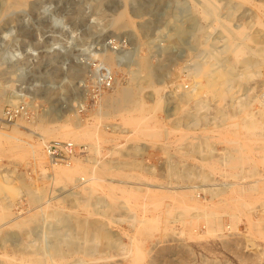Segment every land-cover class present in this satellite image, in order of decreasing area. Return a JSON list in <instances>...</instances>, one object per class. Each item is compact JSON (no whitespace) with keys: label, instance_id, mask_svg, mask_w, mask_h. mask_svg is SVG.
<instances>
[{"label":"rangeland","instance_id":"374dc122","mask_svg":"<svg viewBox=\"0 0 264 264\" xmlns=\"http://www.w3.org/2000/svg\"><path fill=\"white\" fill-rule=\"evenodd\" d=\"M212 2L216 4L219 20L231 23L228 27L233 33L234 29L246 27L248 33H262L264 36V25L260 23L261 20L264 22V0ZM201 6L206 3L200 0H20L19 4L0 0V131L10 133L5 138L0 136V212L13 214L0 221V225L3 224L0 228V264H264V210L261 211L264 209V190L256 192L254 201L257 199L250 210L256 224L252 233L247 229L245 219L238 230L228 228L223 232L205 234L208 224L203 218L196 222L195 211L185 214L183 223L174 222L180 208L159 188V185L185 187L200 183L193 177L188 179L178 175L177 171L183 167L195 171L203 169L199 167V157L195 156L196 136H218L217 132L201 133L199 130L210 127L205 126L208 121L215 123L219 108L224 111L239 108L235 106L237 104L232 106L231 102L245 99L251 92L252 96L255 95L253 99L260 97L259 101L253 102L258 118L264 114L263 65L256 69L250 81L232 88L234 95L226 93L227 97L221 100L217 99L219 93L213 91L210 109L201 111L209 119L201 122L197 133H186L187 129L178 130L174 126V122L188 112L196 113L195 108H191L193 102L188 105L180 100V96L187 91L193 93L196 90L200 95L206 92L200 81L202 78L188 74L208 62L218 68L223 63L221 60L230 56L227 52L229 34L222 32L223 28L216 24L217 17L203 18L199 11ZM125 7L129 23L120 28L113 22L118 11ZM7 30L11 36H3ZM250 45L256 44L250 42ZM122 51L137 55L134 63L126 69L112 65L105 58L109 53ZM139 57H144L145 64L139 61ZM94 69L97 76L92 75ZM241 69L243 67L237 64L235 80L240 79ZM96 80H108L111 85L97 91ZM82 81L88 86L84 100L81 98ZM118 88L137 93L144 109L141 114L133 112L125 117H115L114 114L99 113L102 96L113 94ZM82 101L83 108L80 106ZM21 104L27 108L25 115L16 121H5L6 108ZM169 109L172 114L168 116ZM136 118L149 121L146 124L149 129L127 123ZM153 119L158 121L154 123ZM67 120L74 126L78 123L86 126L88 122L98 126L100 151L90 147L91 140H81L82 147L90 149L78 156L85 159L90 172L94 166L102 172L105 179L94 186L82 185L73 189L72 183L67 188L62 181H51L35 160L32 144L40 141L44 134L41 128H55ZM15 129L19 132H14ZM209 140L214 144V153L218 154L214 159L220 158L227 144L219 142L216 137ZM51 141L65 140L51 139L46 144ZM13 146H17L14 147L16 150ZM252 147L263 171L264 142H254ZM250 151L246 148L245 152L252 156ZM168 166L174 168L176 174H170ZM2 167L25 173L28 183L33 188L37 186L33 193L41 192L42 199L32 205L29 196L22 201L19 195L9 192L7 197ZM49 169L51 171L50 166ZM205 169L212 181H233ZM82 170L78 176L84 173ZM110 186L114 193L109 190ZM127 193L133 197L130 208L125 203ZM202 197L206 196L202 193ZM77 199L80 202L75 206L73 201ZM96 199L110 204L112 209L108 216L93 212ZM10 201L13 204L9 207ZM54 209L72 215L74 222L88 218L105 223L111 236L101 240L103 243L114 241L116 247L102 245L90 255L70 252L65 259L56 256L55 260L47 257L37 260L28 244L38 242L33 243L34 236L45 228V218ZM18 212L23 214L20 225L11 228V223L5 221ZM224 224L232 226L227 216ZM180 230L184 233H179ZM11 232L16 233L15 239L9 237L4 242L5 235ZM199 233L204 236L198 237ZM123 245L131 251L122 250Z\"/></svg>","mask_w":264,"mask_h":264},{"label":"bare ground","instance_id":"6f19581e","mask_svg":"<svg viewBox=\"0 0 264 264\" xmlns=\"http://www.w3.org/2000/svg\"><path fill=\"white\" fill-rule=\"evenodd\" d=\"M200 1L206 3V6H201L199 8L202 17L205 18L206 20L209 19V17H217L216 24H218L219 27L223 28L222 32H227L229 34L230 41L228 45V51L227 50L226 51L229 52L230 56L226 60H221L223 61V63L218 68L217 67L213 68L211 62H208L204 64L202 67H197L195 71H193L192 69V72L188 74L189 76L195 78L201 77L202 80L200 81L203 83L206 92L204 93L205 95H200L196 90L193 93L191 91L189 92L187 91L186 93H183L180 96V100H182L183 102H187L188 105L193 102L191 108L193 109L195 108L196 110V113L188 112L182 119L180 120L178 119L177 122H174V126L177 127L178 130H181L179 128L182 127L185 130L187 129L186 131H184L186 133L189 132L197 133L199 130L198 128H200L201 126L200 125L201 122L203 121L205 122L206 120L209 119L207 114L205 113L201 114V111L204 110L206 112L210 109L211 107L210 102L214 100V97L211 96L213 91L219 93V95H217V99L219 98L221 100L227 97L226 93L227 94L229 93V96L234 95V92H232V88L235 85H239V87L243 86L242 83L243 81L246 82L250 81V79L253 78L255 72L258 70L257 68L262 67L264 65V48H263L264 36L261 35L262 33L261 34L248 33L246 31V27H243L239 30L234 29L235 32L233 33L228 27V25L231 23H227V21L219 20L220 18H218V12L217 9L215 8L216 4H214L212 0H200ZM11 2L19 4L20 0H11ZM126 11H127L126 7L118 11L113 22L115 26L121 28L129 23L128 21L129 18L126 16L127 15ZM260 23L264 25V22H262V20ZM3 36H7V37L11 36V33L9 31L8 32L5 31V34H3ZM250 42H253L256 45L251 46ZM216 55L219 59L218 54ZM135 56H137L136 53H132L130 51H122L119 53H109L108 55H105V58L112 65L121 69H126L128 66H131V64L134 63L133 59ZM137 59L138 58H136L135 60ZM139 61L145 64L144 57H139ZM193 61L196 62L195 60ZM237 64H240L241 67H243V69H241L242 70L241 73L239 72L240 79L235 80L234 71L237 68ZM91 71L93 72L92 74L93 76H97L98 72L96 69ZM96 81L97 84L100 83L99 82L100 80H96ZM80 87L83 90L81 92V98L84 100L87 98L86 95L88 92V86L84 84V82L82 81ZM16 97H20V96L16 95ZM253 97H255V95L252 96L250 92V94H248V96L245 99L244 98L240 99L237 102L236 100H233V102H231V105L233 106L237 104L235 106H239V108L234 107L236 109L228 110V111H224L222 108H219L217 110L216 116L214 117L215 123L211 124L209 121L208 123H205V126L208 125L210 127H204V124H202L203 125L202 127L204 128L203 130L202 129L199 130L201 131V133L203 132L218 133V136L216 135L196 136V139L198 141L195 143V148H194L195 156L199 157V164H200L199 167L203 169L195 171L193 168L183 167L180 171L179 170L177 171L178 175H181L188 179L193 177L199 180L200 183L194 182V184L186 185L185 187L183 186L177 187L174 186L173 184H171V186L159 185V188L164 190L165 192L164 195L173 198L175 202V206L177 208H180V211L176 214L173 220L174 222L183 223L184 215L187 214L188 212L195 211L194 214L195 221L198 222L201 218H203L208 224V230L207 233L205 234H212V233H216L217 231L223 232L225 229L228 228L229 229L233 228L238 230L239 225L245 219H246L245 223L247 225V229L249 230L250 233H252V229L256 224L253 221V217L251 215L250 210L252 208L254 198L256 197V192H263L264 190L262 189L264 188V170L263 171L261 170L260 160L257 159V153L253 152L255 148L252 147V144L254 142L255 143H258L259 141L264 142V114H261L260 116L261 119L258 118V114L254 110L253 102L259 101L260 97L258 99H253ZM83 103L84 101H82L81 105L79 103L78 104L82 106ZM143 110H144L143 105L140 104V102L138 101L137 93L134 92V90H127L121 88L116 89V92L113 94L102 96L101 104L99 105V113L101 115L114 114L115 117L117 115H122L125 117L127 116L126 114L133 112H137L141 114ZM168 112L169 113H167V115L168 116L171 115L172 109H169ZM239 118L240 119L243 118L242 119L243 121H241ZM129 120L130 121H127V123H131L139 127L146 126V128L149 129L148 128L149 126L146 125L148 124L149 121L145 122L140 118L129 119ZM152 121L155 123L158 120L153 119ZM41 129L44 131V134L40 136V141L33 142L32 147H33L34 157L38 166L46 175H48L47 177L51 179V181L52 180L62 181L64 182V186L67 188L69 187V184L72 183L73 186L72 188L74 189L82 185H84L85 187L91 186L93 184H97L98 181L105 179L102 176V172L100 170L97 171L95 166L92 167L93 169L90 172L87 163L84 161L85 159H82L80 157H75L73 162L69 165H55L50 162V160L47 157L46 151L43 150V147L46 145V141L51 139L72 141L75 143H77L78 141L77 144L79 145H82V143H80L81 140L83 141L91 140L93 144H91L92 146L90 145V147L94 148L95 150H97V152H99L101 149L100 146L101 137L98 133V126L94 125L93 122H88L86 126L84 125L82 126L81 123H78L76 126H74L68 123L67 120L66 123L58 127L49 128V129L46 127H42ZM14 132H19V131L15 129ZM239 132L244 133V135L240 136ZM9 134L10 133L8 132L3 133L2 131H0V136H3L4 138L7 137ZM212 137H216L219 142H224L228 146L226 150H224L223 154H221V157L218 159H214V156L218 154L214 153L215 152V148L213 146L214 144L211 143L209 140ZM14 147L17 146H13V148ZM90 147L86 148V151L89 150ZM246 148L252 151V156L246 154L245 152ZM14 150L16 149L14 148ZM261 159L264 164V150ZM214 162H219L221 165L220 166L218 164L216 165V163ZM47 164H49V166L51 167V171L49 169V166L47 168ZM81 168H83L84 171L82 170V172L84 173L78 176L79 172L81 171ZM205 168L210 169L213 175H219L225 179L231 178L233 181L222 182V183L212 181L209 172L206 171ZM2 170H4L2 173L3 174L2 180L5 182L4 190L6 189V192L8 191V193H6L7 197H9L10 193H12L14 195H19L22 198V201H24L26 199L25 196L26 197L29 196V200L32 205L33 204L36 205L42 199L43 196L41 192L37 194L33 193V191L37 188V186L34 185L35 188H33L32 185L28 183L27 180L28 176L25 177L26 175L25 173H22L20 171L18 172L16 169L5 170L3 169V167ZM168 171L170 172V174H176L175 173L176 171L171 166L170 167L168 166ZM129 176L130 175H128V177ZM249 179L250 181L252 179L253 182L250 183ZM109 190L113 192L114 189L112 190L111 187ZM38 191H41V189ZM202 193L206 196L205 198L202 197ZM70 194H74V193L71 192ZM127 196L128 197L125 198V203L127 205L126 207L130 208L131 198L133 197L131 194ZM162 196L160 195L161 198H163ZM78 200L79 199L74 200L73 205L77 206V204L80 202ZM12 204L13 202L10 201L9 207ZM111 209L112 207L105 200L101 202L98 201V199H96L95 203H93V212L97 215L108 216L109 213L111 212ZM263 210L264 209H262L261 211ZM4 212H0V221L7 219L12 214V213L11 214L4 213ZM22 215L23 214L21 212H18L16 216L11 217L9 221H5V222H7L6 224H9L10 222L11 223L10 227L13 228L17 225H20L19 220L22 217ZM225 216H227L228 219H230V223L232 226H226L224 224ZM134 219H136V217ZM45 222H46L45 228L40 229V231L36 233L37 237L34 236L33 243L35 241L38 242L37 243L35 242L36 244H28L32 253L37 256L36 258L37 260H42L44 257H47L48 259L51 260H55L56 256H61L62 258L65 259L68 256V255L66 256V254L70 252L90 255L93 254L96 250H98L99 247H102V245H110L111 247H116L115 244L116 242L113 243L114 241L112 242L109 241V243L102 242L101 238L102 237L110 238L111 232L109 229H107L108 227L106 226V224L105 223L102 224L101 221L84 218L82 220L76 219V221L74 222L72 220V215L67 214L64 210L54 209L51 213H49L46 216ZM2 226L3 224L0 225V228ZM179 233L183 234L184 230H180ZM0 234H1V229H0ZM5 236L6 237L3 238L4 242L9 240V237L12 238L14 237L15 239L16 233L11 232L10 234H7ZM203 236H204L203 233H199L198 235V237H203ZM18 242L15 244H18ZM249 243L251 245L255 244L253 242H249ZM118 244L121 243H117V245ZM121 248L122 250H126L127 253L131 251V248H129L127 245H123Z\"/></svg>","mask_w":264,"mask_h":264},{"label":"built area","instance_id":"2783aa9c","mask_svg":"<svg viewBox=\"0 0 264 264\" xmlns=\"http://www.w3.org/2000/svg\"><path fill=\"white\" fill-rule=\"evenodd\" d=\"M95 89L98 91L105 86H110L108 80H101L99 84H94ZM26 106L21 104L6 108L4 112V120L7 122L16 121L19 117L25 115ZM72 141H51L45 146V151L48 159L55 165H69L73 162L75 157L86 153V148L82 147Z\"/></svg>","mask_w":264,"mask_h":264}]
</instances>
